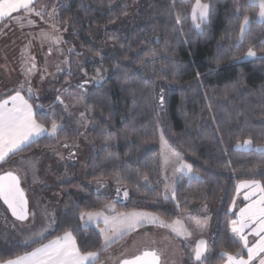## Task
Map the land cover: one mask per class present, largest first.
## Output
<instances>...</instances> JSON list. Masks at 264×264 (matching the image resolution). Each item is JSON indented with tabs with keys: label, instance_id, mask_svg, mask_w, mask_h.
I'll return each instance as SVG.
<instances>
[{
	"label": "trees",
	"instance_id": "trees-1",
	"mask_svg": "<svg viewBox=\"0 0 264 264\" xmlns=\"http://www.w3.org/2000/svg\"><path fill=\"white\" fill-rule=\"evenodd\" d=\"M201 1L210 5L201 28L193 25L194 0H34L32 7L57 6L58 23L69 26L75 38L91 48L93 57L96 49L100 51L94 43L98 32L117 34V44L102 50L104 66L110 67L103 81L87 91V84L78 87L87 94L86 107L93 116V143L87 150L90 177L117 189L113 201L123 211L146 210L175 219L194 209L200 213L201 207L209 209L214 224L210 254L202 264H223L222 253L240 249L231 227L241 205L230 210L238 182L254 178L264 185V152L255 149L264 147V22L257 20L258 7L250 6V0ZM142 5L147 9L145 22L127 32L121 30ZM245 15L250 23L238 44ZM250 45L256 57H246ZM28 98L38 121L50 127L52 106L56 123L64 128L55 138L42 136L8 160L65 145L75 137L59 105L36 108V99ZM45 112L49 119L44 118ZM162 113L177 147L199 174L180 178L171 200L162 189ZM249 138L253 149L236 147ZM71 163L68 169L74 171ZM80 182L65 184L69 188L64 211L45 236L25 245H0V260L26 254L67 231H72L82 252L100 251V234L95 227H82L79 215L101 209L111 198L91 191L79 199L73 185ZM187 264H195L191 256Z\"/></svg>",
	"mask_w": 264,
	"mask_h": 264
},
{
	"label": "rangeland",
	"instance_id": "rangeland-1",
	"mask_svg": "<svg viewBox=\"0 0 264 264\" xmlns=\"http://www.w3.org/2000/svg\"><path fill=\"white\" fill-rule=\"evenodd\" d=\"M63 3L65 4V2ZM196 3L197 0H194L191 12L192 21L196 28H201L207 20L194 19L193 9ZM200 3L206 4L201 0ZM56 7H49L47 10L34 9L35 11L32 13L24 10L13 13L11 17L2 20L0 28V99L8 97L19 90L21 93H26L32 96L33 99L35 98L38 105L45 104L47 106L52 103L56 106L59 105L66 123L72 125L75 133L74 139L65 144L68 145L67 147L60 144L53 149L45 150L40 154V160L38 161L35 155L40 151L31 152L17 167L13 166L22 176L23 190L26 192L28 199L29 218L27 221L17 220L11 215V211L7 209V206L5 212L0 210V245L2 246L25 245L45 236L53 227L59 214L64 211V198L67 195V188H69L65 184L72 180L79 179L81 181L77 183L80 186L73 185V188L79 191V193H76L79 199L91 191L111 198L112 201L109 200L105 204L110 205V207L107 209L104 207L106 211H101L104 216L110 218L111 216L108 213L116 206L113 200L118 197L116 194L117 189L113 188L112 185L92 179L88 171L89 153L87 150L92 147L91 144L93 143V136L90 133L93 126L91 111L87 109L85 104L76 107L71 105L76 104V99L80 96H84L87 102V94L83 93L80 88L78 89V85H85L84 82L87 81L85 88L87 91V87L90 85L100 84L105 74L109 72L110 67L104 66L103 51L112 49L110 46L117 44L118 40L115 38L117 34L114 33L113 37L105 34L101 36L98 32L94 43L97 44L100 51L96 49L97 52L93 57L90 54L91 48L80 43L74 36L75 32L69 26H62L58 23ZM35 12L41 14L36 15ZM146 14L147 9L142 5L141 8H138L134 17L121 25V30L127 32L131 27L142 24L145 22ZM33 64L35 65L34 68H32ZM98 70L99 75H97ZM22 85L23 87H21ZM29 89H31V95ZM57 96H60L69 107L65 108L64 105L59 104L56 99ZM81 112L85 113L84 117H81ZM162 135L163 144L161 141ZM159 149L162 162V189L166 199L171 200L173 199L176 183L180 178L183 176L187 179L198 178L199 174L194 170V174L191 176L181 175L175 171L178 166L177 156L188 164L192 165V163L186 159L184 153L177 147L175 138L167 128L164 113L161 114L159 125ZM46 151H50V153L46 154ZM43 161H45L43 164L48 170L42 173L43 175H39L41 174L40 167H43ZM65 161L67 167L68 161H73L75 166L71 163V169L72 167H76V169L69 173L67 170L58 173L57 168L60 171L61 167L63 168L61 163ZM39 176L45 178L40 177V180L50 179V182L56 183L55 186L41 190L44 184L39 183L42 182L38 179ZM134 211L159 218L157 222H145L140 225V229H137L140 244L135 246L134 249L137 248L135 252L140 255L145 251L160 250L161 264H182L180 255L182 251L177 248L178 245L170 243L163 233L170 232L172 229L162 227L160 224L161 221L165 224H171L172 222L152 211ZM87 213L96 212H80L79 218L81 219L83 214V219H81L83 224H97L100 219L103 220L101 217L99 220L93 219L89 222ZM184 216L187 220L184 225L193 233L190 237H182L186 245H191V240L196 239V231L204 235L210 234L212 223L209 218H203L204 214L198 212V209H194L193 212ZM197 222H199V226H197ZM41 231L42 235H33L35 232ZM173 233L175 234V232ZM157 240L164 245L162 248L154 246ZM166 247H170L172 251L167 252ZM177 249L179 253L176 251Z\"/></svg>",
	"mask_w": 264,
	"mask_h": 264
},
{
	"label": "snow or ice",
	"instance_id": "snow-or-ice-1",
	"mask_svg": "<svg viewBox=\"0 0 264 264\" xmlns=\"http://www.w3.org/2000/svg\"><path fill=\"white\" fill-rule=\"evenodd\" d=\"M32 5L33 0H0V20L11 17L13 13L20 10L32 13L35 11ZM250 6L259 8L257 18L260 22H264V0H250ZM35 14L40 15L41 13L35 12ZM209 14L210 5L202 4L200 0H197L193 9L194 19L198 18L201 21H206ZM249 23L250 18L245 15L243 24L240 25V36L237 37L238 44L243 42L245 28ZM256 56L257 52L250 45L247 49L246 57L252 58ZM34 67L35 65L33 64L32 68ZM97 75H99V70ZM84 83L86 84L87 81ZM78 87L83 88L84 84L78 85ZM29 93L31 95V89H29ZM56 99L65 108L69 107L60 96H57ZM160 100L161 104H163L164 97L161 96ZM80 104L86 105L84 96L78 97L76 104L71 106L76 107ZM35 107L42 108L41 105H36ZM49 110L51 111V123L50 127H46L44 123L38 121L34 105L21 94V91L17 90L14 95L0 100V164L5 163L11 155H15L36 143L38 138L45 135L55 138L63 130L64 125L56 123V113L52 110V106H50ZM80 115L84 117L85 113L81 112ZM44 118L49 119L47 112L44 113ZM161 141L163 144V135L161 136ZM252 144L253 141L249 138L243 140L242 143L238 142L236 147L242 150H250ZM67 146L65 145V147ZM256 151L264 152V147L257 148ZM177 161L176 172L188 176L194 174L191 164L186 163L179 156H177ZM145 180L147 181V177H145ZM20 183V176L11 170L0 174V201H3L7 209L11 211V215L17 220L27 221L29 218L28 201ZM239 188L250 189V192L245 194L244 199L250 200L251 203L239 209L238 219L232 221L231 232L235 237H238L242 249L246 250L247 259L244 258L241 252H237L235 255L227 253H222L221 255L226 257V264H253L257 258H259V264H264V185H261L257 180H252L242 182ZM124 197H128L127 191L124 192ZM253 197H256V199H253ZM172 198L175 199L174 191ZM233 206H235V201H233ZM104 207L107 209L110 205H105ZM86 215L89 222L93 219L99 220V218H103L105 227L100 229V233L104 236L102 248L108 247L111 243L112 237L108 235L109 231L123 236L127 231L138 225H142L145 222L155 223L159 220L158 217L135 211L119 213L111 219L104 216L103 212L87 213ZM81 219H83V214ZM160 224L162 227H170L178 237L187 238L193 234L184 225L183 221L179 219L171 224H165L162 221ZM197 226H199V222H197ZM33 235H42V231L35 232ZM249 235L256 238L251 246H249ZM206 252L207 241L199 239L193 248L195 264H202V261L207 259ZM98 258V251L81 252L77 245L76 237L72 231H67L62 237H57L47 244H41L40 247L23 256H17L15 259L0 260V264H95ZM122 264H160V257L155 251H145L141 256H137L132 260H124Z\"/></svg>",
	"mask_w": 264,
	"mask_h": 264
},
{
	"label": "crops",
	"instance_id": "crops-1",
	"mask_svg": "<svg viewBox=\"0 0 264 264\" xmlns=\"http://www.w3.org/2000/svg\"><path fill=\"white\" fill-rule=\"evenodd\" d=\"M34 1V0H33ZM23 10H20L16 13H19V12H22ZM5 19V18H4ZM3 20V19H2ZM2 20H0V22H2ZM15 93L11 94V95H14ZM26 99H29L28 97H30L28 94H23L21 93ZM10 96V95H9ZM8 97H5V98H1L0 100H3V99H7ZM30 102V100H29ZM31 103V102H30ZM257 148H260V147H256L255 149ZM251 149H253V146L251 147ZM250 149V150H251ZM246 150V149H245ZM45 151V150H44ZM43 151H40V152H37V154L35 155L36 158H37V161L40 160L39 157H40V154L42 153ZM48 152V153H47ZM52 152V151H51ZM50 151H46V154H49ZM24 157V158H23ZM31 157H34V156H31ZM27 158L26 155H23V156H17V157H14L12 158L11 160H8L5 162L4 166L2 168H0V174H2L3 172L5 171H13L15 172L16 174H18L20 176V184H21V187L22 189L23 188V185H22V176L20 174V172L16 169L13 168V166L15 165L16 167L18 166V164L21 162V161H24L25 159ZM30 158V157H29ZM45 163V161L42 162V164ZM40 164V162H39ZM63 164V165H62ZM61 165L63 166V168L61 167L60 171L58 170L57 168V171L58 173H60L61 171H68V173L70 172L68 167H67V162L65 161L64 163H61ZM9 166V167H7ZM14 166V167H15ZM41 166V164H40ZM54 169V168H53ZM40 170H41V174L39 175H43L42 173L46 172L48 170V168L45 167V165L43 164V167H40ZM43 171V172H42ZM23 176H24V173H23ZM70 176V175H69ZM68 176V177H69ZM40 177H43V176H39V180H40ZM44 178V177H43ZM45 179V178H44ZM40 180L42 182H39V183H43L44 186H42L41 190H44V189H49L51 187H54L56 183H53V182H50L49 180L50 179H46V180ZM252 180H256L254 178H250V179H245V180H242L240 182H238L237 184V190H236V196H235V206H232L230 207V210L233 211L236 207L240 206V208H243L245 207L247 204L251 203L250 200H245L244 199V196L246 193L250 192V189L248 188H239V186L241 185L242 182L244 181H252ZM259 181V180H257ZM260 182V181H259ZM49 185H52V186H49ZM238 188H239V191H238ZM25 192V191H24ZM26 194V192H25ZM253 199H256V197H253ZM112 201V200H111ZM114 202V201H113ZM115 203V202H114ZM106 204V203H105ZM115 208L110 210V212L108 214H110V218L112 217H115L117 216V214L119 213H130V212H133L134 210H131V211H123V210H120L117 206V204L115 203ZM105 206V205H104ZM104 206L97 210V211H94V212H101L102 210H105L106 209L104 208ZM5 209H6V205L3 203V201H0V210L1 211H4L5 212ZM202 210L201 211V214H204L203 218H209V220L211 221L212 225L211 227L213 226L214 224V215L210 212L209 209L205 208V207H201ZM239 209L237 211V218H238V213H239ZM135 210H139V209H135ZM157 214V213H156ZM164 218V217H163ZM166 219V218H165ZM181 220L183 221L184 224H186L187 220H186V217L184 215H182L181 217L179 218H175V219H166L170 222H173L175 220ZM186 221V222H185ZM80 225L82 227H95L96 230L98 231V233L100 234L101 236V241H102V246L104 245V236L100 233V229L101 228H104L105 225L103 223V220L100 219V222H97V224H83L82 223V220L80 219ZM137 229H140V225L136 226L135 228H133L132 230L130 231H127L126 234H124L123 236H120L118 233L116 234H113L112 232L109 231L108 235L112 237V240H111V243L108 247L106 248H101L99 252V258L98 260L95 261V264H109L111 262V264H121L124 260H127V259H132L136 256H138L139 254H137L135 251L136 249L135 246H139V242H140V238L138 237V230ZM212 231V230H211ZM165 236H167L168 238V241H170V243H173V244H176L178 245V249L180 251H182V253L180 254L181 255V262L182 264H187L188 263V257L191 256L192 259L194 260L193 258V248L196 246V242L199 240V239H204L205 241H207V252H206V256L208 257L209 254H210V237H211V232L210 234L208 235H204V234H200L198 231H196V239L195 240H191L192 244L191 245H186L184 243V240L182 238V236H177L176 234H174L172 231H167V232H163ZM246 234H247V230H246ZM64 234L58 236V237H62ZM74 235V234H73ZM231 236L232 238L238 243H239V240H238V237H235L233 235V233L231 232ZM57 238V237H56ZM56 238H53V239H50L46 242H44L43 244H47L49 243L50 241L52 240H55ZM249 246H251V244L255 241V237L249 235ZM191 239V238H190ZM119 241V244L114 247V248H111V249H108L111 245H113L114 243L118 242ZM77 242V240H76ZM78 245V243H77ZM41 246V245H40ZM38 246V247H40ZM155 247L157 248H162V246H164L162 243H160L158 240L156 241V245H154ZM79 247V246H78ZM37 248V247H36ZM176 250L178 253H179V250ZM34 250V249H33ZM32 250V251H33ZM166 250L167 252L169 251H172L170 249V247H166ZM159 251V252H157ZM31 252V251H30ZM82 252V251H81ZM156 252L158 253V255L160 256V264H161V253H160V250H156ZM237 252H241V254L244 255V258L247 259V255H246V250L245 249H242L241 245H240V249H238L234 254L232 255H235ZM25 255V254H23ZM21 255V256H23ZM15 259V258H14ZM203 262V261H202ZM223 264H226V260ZM253 264H259V258H257L256 261L253 262Z\"/></svg>",
	"mask_w": 264,
	"mask_h": 264
},
{
	"label": "water",
	"instance_id": "water-1",
	"mask_svg": "<svg viewBox=\"0 0 264 264\" xmlns=\"http://www.w3.org/2000/svg\"><path fill=\"white\" fill-rule=\"evenodd\" d=\"M20 186H21V184H20ZM22 188V187H21ZM25 193V192H24ZM25 197H26V199H27V196H26V194H25ZM27 201H28V199H27ZM15 218V217H14ZM156 252V251H155ZM144 253V252H143ZM142 253V254H143ZM157 253V252H156ZM142 254H140V255H138V256H141ZM157 255H158V253H157ZM159 256V255H158ZM137 257V256H136ZM160 257V256H159ZM135 258V257H134ZM134 258H132V259H134ZM132 259H127V260H132ZM122 264V263H121Z\"/></svg>",
	"mask_w": 264,
	"mask_h": 264
}]
</instances>
